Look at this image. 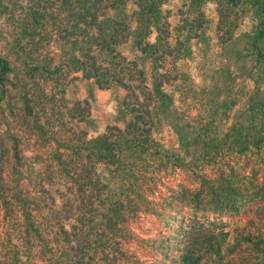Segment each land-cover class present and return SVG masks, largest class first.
Instances as JSON below:
<instances>
[{"label":"trees","instance_id":"obj_1","mask_svg":"<svg viewBox=\"0 0 264 264\" xmlns=\"http://www.w3.org/2000/svg\"><path fill=\"white\" fill-rule=\"evenodd\" d=\"M170 1L26 0L22 4L0 0V20L2 16L10 23L6 31L0 21V115L4 106L24 133L35 135L36 160L42 159L39 151L47 148L50 138L58 143L47 164L55 168L58 178L70 183L73 209L85 227L78 245L70 247L69 255L63 254L57 264H93V257L87 254L92 252L90 247L103 255L115 251L113 245L126 229L128 213L141 208L138 206L153 210L143 197L142 185L163 167L187 168L195 175L198 189L185 190L180 197L190 198L199 210L239 211L264 199L256 181L258 175L264 177V92L259 91L264 81V72L260 73L264 69V0H183L175 23L166 10ZM210 2L215 4L212 21L205 12ZM245 14L251 16L253 28L245 37L243 51L247 53L236 51L235 58L251 62L246 78L252 80L255 91L247 94L245 112L221 130L217 115L226 117L229 107L225 101L215 103L210 97L213 89L201 96L184 62L193 55L194 45L207 44L206 31L212 23L215 37L225 49ZM123 47L133 52V58L123 55ZM226 73L222 71L224 84L218 89L222 94L235 87L231 85L235 80ZM76 76L86 83L89 98H93L94 86L114 95L116 121L121 126H108L90 139L79 130L88 121L90 109L88 101L66 99ZM49 84L52 88L47 91ZM172 88L179 93L180 112L174 108ZM244 90V85L237 87L239 94ZM201 97L206 104L196 127L186 114ZM68 123L74 129L65 138L61 134L67 132ZM166 127L175 136V146L168 147L159 137ZM5 137L8 145L0 143V158L4 160L9 151L12 162L25 167L23 139L11 129L5 131ZM234 160L248 166V173L247 168L238 170ZM212 168L219 171L216 179L206 173ZM3 193L1 185L0 198L8 214L13 208L22 211L24 235L41 240L28 196L18 194L17 189L8 196ZM9 195L15 201L7 204ZM249 224L233 230L231 244V249L245 250L247 257L225 259L222 244L210 238L200 247L208 255L204 260L195 238L190 237L177 264H208L210 259L215 264H223V260H228L224 264L241 260L264 264V231L252 221ZM58 226V237L70 235L63 225ZM165 239L162 236L149 243L159 251L166 248ZM16 255L14 251L12 262ZM135 264L166 263L155 258Z\"/></svg>","mask_w":264,"mask_h":264},{"label":"rangeland","instance_id":"obj_2","mask_svg":"<svg viewBox=\"0 0 264 264\" xmlns=\"http://www.w3.org/2000/svg\"><path fill=\"white\" fill-rule=\"evenodd\" d=\"M15 1V0H12ZM25 4L26 0H18ZM183 0H171L166 6V10L170 11L169 20L175 23L180 18L177 11L183 5ZM215 4L208 3L205 7V12L209 19H215ZM1 25L6 31L9 24L6 18L1 16ZM253 21L250 15L242 18V22L234 33V39L229 45L221 47L215 37L214 23L210 25L206 31L208 40L207 44L197 43L193 46V55L184 62V68L190 75V80L196 87V90L203 94H207L208 90H214L211 98L214 97L215 103L220 105L225 101L229 110L226 117L218 114L217 123L220 124L221 130L226 129L231 125L239 114L245 112L247 94L255 91V86L251 79H247V71L251 69V62L237 60L235 58L236 51H243L245 48V37L252 32ZM50 49L55 51L54 47ZM123 55L128 58H133V52L129 48L122 50ZM246 54V51H243ZM264 69L260 70L263 74ZM222 71H226V75L235 80L231 85H235L231 92L220 93L218 89L224 84ZM75 77V76H74ZM244 79V80H243ZM237 85V86H236ZM244 85L245 90L239 94L237 87ZM260 93L264 92V81L261 84ZM51 85L47 86V91L51 90ZM87 85L79 80H76L68 87L66 99L70 102L75 99L79 102L88 101L90 109V117L86 123H81L79 130H82L87 138H94L105 132L108 126L117 124L116 121V101L114 95L108 90H100L98 87H93V98L88 97ZM174 95V108L182 111V103L180 102L179 93L172 88ZM15 95V92L12 93ZM58 95V94H56ZM209 97V96H208ZM231 100L234 104L231 105ZM12 104H14L12 102ZM206 104V98L201 97L198 102L191 103L192 108L186 114L190 124H195L196 127L200 121V116H203V107ZM4 106L1 107L0 120V143L8 145V140L5 137V131H11L23 139V155L26 158V166L14 164L8 151V156L4 160L0 158V186L2 185L3 194L8 196L11 192L17 189V192L24 193L28 196V201L33 213V220L41 228V240L32 236L26 237L24 234L23 216L20 208H16L13 213L8 214L2 199L0 198V263L1 264H57L58 258L66 252L69 255V248L76 247L82 235V230L85 229L77 220V213L73 209L74 199L70 195V183L63 178H58V172L55 168L50 169L47 164V157L58 149V143L50 138L47 143V148L40 149L42 155L41 160H36L35 135L30 136L23 131V127L13 121L9 117ZM220 112V111H219ZM56 121V120H55ZM73 125V124H72ZM70 123L67 124V132L61 134L62 137L68 138L71 130L74 129ZM26 134V136H24ZM58 137V133L56 134ZM53 137H55L53 135ZM71 137V136H70ZM160 139L168 147L175 146V136L171 129L164 128V131L159 135ZM28 141V143H27ZM61 150V149H60ZM51 158V157H49ZM235 167L246 169L248 166L240 160H234ZM250 167V166H249ZM48 170V171H47ZM35 173V175H33ZM210 178L216 179L219 174L218 169L212 168L206 170ZM256 181L258 187L264 191V177L262 174L257 176ZM143 184V183H142ZM199 182L195 175L187 168H169L163 167L151 173L145 179L142 185L143 197L149 203V207L153 210H146L142 206L128 213L127 221L125 222V231L117 238V242L113 245L115 251L100 254L87 252L88 257H93V264H135V262L147 261V263L157 258L159 261L166 264H177L180 258V252L186 247V242L190 241V237L195 238L197 249H200L202 258L207 260L208 255L205 253L202 242L204 239H212L213 242L219 241L222 244L223 254L225 259L235 257L239 259V255H244L245 250L233 247L235 228L250 226L249 221L254 222L261 230L264 231V199L255 200L254 202L240 208L239 211L220 210L214 208H206L199 210L194 204L190 203L189 199H182L180 195L186 191H195L199 187ZM15 187V189H14ZM10 191L9 189H12ZM10 193V195H11ZM7 197V204L14 202V197ZM71 204V206H70ZM140 205V204H139ZM33 206V207H32ZM37 207V208H34ZM69 207L70 213L69 212ZM75 207V206H74ZM60 225L64 226L65 231L70 235L58 237ZM166 237V248L155 250L150 245L151 239L157 240L161 237ZM226 239V241L224 240ZM28 240L30 244L26 243ZM17 255L12 262L13 252ZM72 253V252H71ZM165 254L166 256H164ZM86 257V256H85ZM247 257V256H246ZM88 258V261H89ZM213 260V259H212ZM211 259L208 264H215ZM228 260H223V264ZM249 261V258L247 259ZM219 264V262H217ZM237 264H244L241 260Z\"/></svg>","mask_w":264,"mask_h":264}]
</instances>
